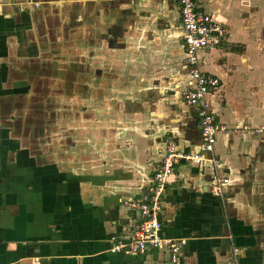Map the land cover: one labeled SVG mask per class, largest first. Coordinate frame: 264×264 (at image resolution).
<instances>
[{"label":"crops","instance_id":"crops-1","mask_svg":"<svg viewBox=\"0 0 264 264\" xmlns=\"http://www.w3.org/2000/svg\"><path fill=\"white\" fill-rule=\"evenodd\" d=\"M11 1L0 0V264H171L165 248L141 255L109 249L113 238L129 239L130 211L122 203L147 189L167 141L201 152L196 109L181 95L187 70L177 1L73 0L94 34V58L114 55L105 69L115 77L109 84L96 68L93 95L81 106L90 109L73 115L82 118L78 128L89 127L92 116L100 120L89 137L78 129L73 138L76 145L88 139L91 150L80 155L71 140L54 158L49 151L38 156L12 127L23 114L13 111L12 92L23 82L14 70L20 58L12 63L9 52ZM195 3L223 28L220 44L198 59L201 72L219 82L206 99L224 132L216 136L215 166L209 153L201 165L174 166L161 199V233L185 241L179 264H264V131L254 132L264 125V0ZM83 71L70 72L73 87ZM118 103L132 105V113L114 112ZM217 178L228 180L219 195Z\"/></svg>","mask_w":264,"mask_h":264},{"label":"rangeland","instance_id":"rangeland-1","mask_svg":"<svg viewBox=\"0 0 264 264\" xmlns=\"http://www.w3.org/2000/svg\"><path fill=\"white\" fill-rule=\"evenodd\" d=\"M37 2L12 0L10 4L13 18L12 45L9 46L11 48L9 52L11 51L12 54V63L17 65L14 58H20L21 62L18 65L20 67L14 70L19 73L16 80L23 82L22 86L18 84L16 90L12 92L13 111H23V114L16 118L20 122L12 123V127L15 126L17 134L27 139L29 143L26 144L34 147V152H37L38 156H41L42 152L49 151V156L54 158L56 148L60 147L58 150L61 149V151L64 150L63 148L66 149L71 145V140L75 143L76 152L83 155L87 150H91L85 148L90 147L89 140L82 139L81 142L86 144L82 145L77 141L79 145H76L73 139L75 132L78 129L84 130V136L87 138L90 136L87 132L96 131L94 128L100 125L98 122L100 120L97 116L95 118L92 116L91 120L87 118V121H90L89 127L84 125L78 128L75 124L82 125V118L79 116L78 120H74L73 115L81 111L80 115L83 116V110L89 111L90 109L88 103H85L86 108L84 109L81 106L84 100L93 95L90 90L91 86L88 87L89 75L94 74L96 68L98 70L101 66L103 69L104 75L98 78H105L109 80V84L111 83L115 74H107L105 68L114 59V55L101 52L97 59L94 58L93 53L96 55V50H98L97 43H93L90 39V35L93 38L94 34L86 30L88 20L81 16L82 13L78 15V5L73 7V0ZM41 4H50L47 13H38ZM80 18L83 19L80 20ZM76 19L79 21L75 22ZM78 66L84 68L81 74L82 81L76 80L73 87L70 72ZM78 77L77 75L76 78ZM29 80L32 81V87L29 84L28 90L26 84ZM36 82L38 84H35ZM105 88L106 86L103 87ZM109 88H111L110 85ZM115 106L114 112L123 116L127 115L129 110H131L130 113L133 111L132 105L118 103ZM115 124L117 123L114 125L111 123L113 131L117 128ZM93 143L92 140V145L95 147ZM78 148L79 151H77Z\"/></svg>","mask_w":264,"mask_h":264},{"label":"built area","instance_id":"built-area-1","mask_svg":"<svg viewBox=\"0 0 264 264\" xmlns=\"http://www.w3.org/2000/svg\"><path fill=\"white\" fill-rule=\"evenodd\" d=\"M178 3L179 26L183 44V64L187 70V80L181 95L184 102L196 109L197 123L201 135V152L179 150L172 140H168L159 165L153 172L147 189L138 199H127L123 206L130 211V237L113 238L109 249L111 253L128 252L143 254L148 248H165L169 253L170 263L179 264V253L185 245L183 239L170 238L161 233L160 220L161 199L165 194L168 176L179 162H189L201 165L203 153H209V162L215 166L217 160L213 154L218 133L224 128L217 124L210 113L207 104V94L218 86V80L205 75L200 70L198 54L206 49L220 44L223 35L221 24L209 13L198 8L195 0H176ZM247 130L248 127L243 128ZM264 125L254 129L262 133ZM226 178L215 180V190L221 194V186L226 184Z\"/></svg>","mask_w":264,"mask_h":264}]
</instances>
